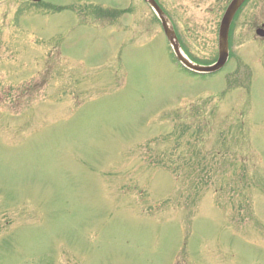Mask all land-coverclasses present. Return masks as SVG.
Returning <instances> with one entry per match:
<instances>
[{
  "label": "rangeland",
  "instance_id": "374dc122",
  "mask_svg": "<svg viewBox=\"0 0 264 264\" xmlns=\"http://www.w3.org/2000/svg\"><path fill=\"white\" fill-rule=\"evenodd\" d=\"M79 1L0 3V264H264V85ZM162 1L213 57L215 0Z\"/></svg>",
  "mask_w": 264,
  "mask_h": 264
},
{
  "label": "flooded vegetation",
  "instance_id": "af4514ba",
  "mask_svg": "<svg viewBox=\"0 0 264 264\" xmlns=\"http://www.w3.org/2000/svg\"><path fill=\"white\" fill-rule=\"evenodd\" d=\"M6 0H0V3L5 2ZM46 1V0H45ZM45 1L40 2H33L30 0H25V5H38L43 6L45 4ZM159 5L162 7L164 12L169 16L172 22L173 29L175 31V34L179 40V43L182 47V49L188 54L191 58H199L198 54L193 52L192 50V43L195 42L196 37L194 31L199 29L197 25V21L192 18V16L187 17V21L185 25L179 26L176 20V14L175 11L172 9H169L167 5L162 0H156ZM231 0H215L213 5L208 7V12L212 16V20H216L211 28L212 35L214 36V40L216 42V48L213 46L211 51H214L215 53H211L210 56H213L209 59H203L200 63L208 65L211 63H214L217 56H218V40H219V34H220V25L223 18V15L226 11V8ZM118 4L117 2H102V1H95V0H81L77 3L76 6H74L79 11H94V10H102L107 11L110 9H113L115 5ZM146 4L145 0H122L120 2V9L122 10L121 18L125 19L122 31L127 33L128 31L132 29H136L140 32H145L146 30L149 32L154 27H158L159 30L161 29L164 33V30L162 29V24L160 19L156 16L155 12L148 7L151 11V22L148 20L146 24H141V20L138 21L141 25H132L131 22H129L130 15L132 13L130 10H133L134 7H138L139 9L142 8V6ZM148 5V4H147ZM46 7V6H45ZM13 8V7H12ZM73 8V7H72ZM15 9V8H13ZM132 17V16H131ZM142 19V18H141ZM247 20V24L244 25V27H247V29H243V23ZM145 29V30H144ZM183 30H186L185 32ZM247 40L249 41L247 47L243 50H236L234 49L235 43L237 41L241 40ZM264 40V0H245L242 6L239 8V10L236 12L233 21L230 25V28L228 30V40H229V49H230V56L228 59L227 64L225 67L220 71L224 72L225 70L229 69L231 67V62L234 61V69L235 74H240V71L242 67H247V76L246 82H243L239 86H242L243 84L246 86V90L248 92H254L255 86L264 85V50L261 52L256 51L253 49V44L251 42H255L256 40ZM215 59V60H214ZM259 60V62L257 61ZM251 66L254 67L252 69ZM257 70H256V69ZM254 104V103H253ZM255 119L261 120L260 117V111H256ZM261 155V153H260Z\"/></svg>",
  "mask_w": 264,
  "mask_h": 264
},
{
  "label": "water",
  "instance_id": "95a60500",
  "mask_svg": "<svg viewBox=\"0 0 264 264\" xmlns=\"http://www.w3.org/2000/svg\"><path fill=\"white\" fill-rule=\"evenodd\" d=\"M149 2V4L154 8V10L157 12L158 16L160 17L163 26L166 30V33L168 35L169 40L172 43V46L176 52L177 58L180 60V62L186 66L187 68L199 72V73H212L217 70H219L221 67L224 66L226 63L227 57H228V29L230 26V23L238 10V8L241 6V4L244 2V0H232V2L229 4L225 15L223 17L222 25H221V33L219 38V58L218 61L211 66H202L195 64L190 59H188L184 54L180 51L179 44L177 43L173 29L168 23V18L164 15L163 11L160 9V7L157 5L155 0H146Z\"/></svg>",
  "mask_w": 264,
  "mask_h": 264
}]
</instances>
